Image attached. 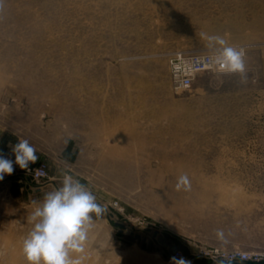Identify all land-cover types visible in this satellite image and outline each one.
<instances>
[{"label":"rangeland","instance_id":"374dc122","mask_svg":"<svg viewBox=\"0 0 264 264\" xmlns=\"http://www.w3.org/2000/svg\"><path fill=\"white\" fill-rule=\"evenodd\" d=\"M216 37L245 49V73L174 88L169 57ZM19 139L49 176L0 192V264H27L28 216L64 174L106 208L83 264L263 253L264 0H0V153Z\"/></svg>","mask_w":264,"mask_h":264},{"label":"clouds","instance_id":"9594fccd","mask_svg":"<svg viewBox=\"0 0 264 264\" xmlns=\"http://www.w3.org/2000/svg\"><path fill=\"white\" fill-rule=\"evenodd\" d=\"M222 46L214 59L221 73H245V50L227 45L216 37ZM15 160L0 153V180L11 175L14 164L28 169L38 159L35 147L27 139H19L11 147ZM190 189L187 175H182L177 189ZM35 203L28 216L32 225L22 241V253L27 264H83L89 234L95 227V219L101 217L106 208L97 202L93 192L70 174H64L61 185L47 192L42 201ZM217 236L224 240L222 231ZM225 243L227 241H224ZM76 254V255H74ZM172 264H188L183 258H172Z\"/></svg>","mask_w":264,"mask_h":264},{"label":"built area","instance_id":"2783aa9c","mask_svg":"<svg viewBox=\"0 0 264 264\" xmlns=\"http://www.w3.org/2000/svg\"><path fill=\"white\" fill-rule=\"evenodd\" d=\"M217 52L218 50L198 51L189 49H182L174 52L168 59L172 86L176 89L190 87L195 77L202 72L221 73L217 70L214 63ZM25 172L29 175L32 182L37 185L42 184L49 176L48 164L42 161L36 166L28 167V169H25ZM219 254L230 262L242 263L246 260L260 262L264 260V252L231 250L222 253L219 252Z\"/></svg>","mask_w":264,"mask_h":264},{"label":"crops","instance_id":"0c3cea01","mask_svg":"<svg viewBox=\"0 0 264 264\" xmlns=\"http://www.w3.org/2000/svg\"><path fill=\"white\" fill-rule=\"evenodd\" d=\"M12 146H7V151L3 155H5L7 158L11 160H15V156L11 151ZM67 157V156H66ZM70 158V157H69ZM14 166V171L11 175H5L3 180H0V192L4 190L5 192H9L13 196L17 194V191H25L28 196V177L25 178L23 175V172L18 165H13Z\"/></svg>","mask_w":264,"mask_h":264},{"label":"water","instance_id":"95a60500","mask_svg":"<svg viewBox=\"0 0 264 264\" xmlns=\"http://www.w3.org/2000/svg\"><path fill=\"white\" fill-rule=\"evenodd\" d=\"M114 224L115 225H119V226H122V225H124L122 222H118V221H115L114 222ZM178 246H173L172 248H171V253H176L177 251H178ZM235 264H239L238 262H236Z\"/></svg>","mask_w":264,"mask_h":264},{"label":"trees","instance_id":"16d2710c","mask_svg":"<svg viewBox=\"0 0 264 264\" xmlns=\"http://www.w3.org/2000/svg\"><path fill=\"white\" fill-rule=\"evenodd\" d=\"M66 156H68V155H67V153H66ZM70 158H73V156H72V157H70Z\"/></svg>","mask_w":264,"mask_h":264}]
</instances>
